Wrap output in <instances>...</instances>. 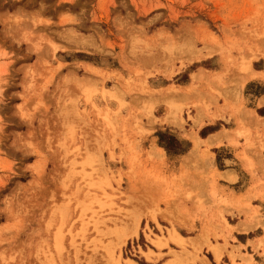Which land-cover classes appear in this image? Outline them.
Returning <instances> with one entry per match:
<instances>
[{
  "label": "rangeland",
  "instance_id": "374dc122",
  "mask_svg": "<svg viewBox=\"0 0 264 264\" xmlns=\"http://www.w3.org/2000/svg\"><path fill=\"white\" fill-rule=\"evenodd\" d=\"M256 60L264 0H0V264L211 261L185 230L183 245L153 244L179 236L166 212L187 215L178 200L189 186L174 174L190 142L174 129L192 134L196 115L226 100L222 90ZM82 63L113 73L86 80ZM102 122L117 142H98ZM128 131L146 134L142 144ZM158 133L186 151L168 154ZM258 187L264 199V179ZM263 240L224 264H264Z\"/></svg>",
  "mask_w": 264,
  "mask_h": 264
},
{
  "label": "crops",
  "instance_id": "0c3cea01",
  "mask_svg": "<svg viewBox=\"0 0 264 264\" xmlns=\"http://www.w3.org/2000/svg\"><path fill=\"white\" fill-rule=\"evenodd\" d=\"M80 68L84 71L82 77L90 81L96 79L93 74L109 76L113 73L90 63H82ZM246 69L248 71L240 75L241 83L235 90H222L226 100L217 101L219 108L212 105L209 112L201 111L200 117L196 115L197 124L202 125L197 126L192 134L188 130L182 133L174 129L180 138L190 142L189 150L178 156V170L174 174L178 186H189V193L180 194L182 199L179 197L178 200L180 208L187 209V215L178 216L174 209L175 214L166 212L165 217L174 222L179 236L175 234L179 238H185L180 230L192 233L193 236L188 238L194 239L195 245L202 246V252L211 256V261L205 257L204 264H224L226 258L229 260V253L249 256L248 251L264 238V199L260 197L258 187L259 181L264 179V90L255 93L257 86L264 88V61H253ZM73 120L69 115L63 119V124L70 127ZM217 123L219 127H215ZM165 126L162 124L160 128ZM204 130L207 131L202 135ZM137 135L141 145L146 134L128 131L125 137L129 141ZM113 137L108 123L102 122L98 142L103 146L113 140L117 142L116 138L112 140ZM151 147L156 155L162 154L164 164L169 166L166 163L168 157L164 149L156 145V140H151ZM218 156L222 168L218 167ZM159 208L162 210L164 206L159 205ZM179 222L188 223L186 228L189 229L180 226ZM257 231L259 233L252 236ZM207 244L214 249L207 251ZM257 252L261 254V247ZM261 258L264 261V255ZM246 261L252 262L250 259ZM239 263L240 259L236 258L235 264Z\"/></svg>",
  "mask_w": 264,
  "mask_h": 264
},
{
  "label": "trees",
  "instance_id": "16d2710c",
  "mask_svg": "<svg viewBox=\"0 0 264 264\" xmlns=\"http://www.w3.org/2000/svg\"><path fill=\"white\" fill-rule=\"evenodd\" d=\"M158 139V145L164 148L168 154H182L187 149V146L184 148L181 147V143L167 133H158Z\"/></svg>",
  "mask_w": 264,
  "mask_h": 264
},
{
  "label": "bare ground",
  "instance_id": "6f19581e",
  "mask_svg": "<svg viewBox=\"0 0 264 264\" xmlns=\"http://www.w3.org/2000/svg\"><path fill=\"white\" fill-rule=\"evenodd\" d=\"M132 157V156H131ZM130 158V157H129ZM133 158V157H132ZM132 160H134V158L132 159ZM133 165V162L132 161H130V163H129V165ZM131 165V166H132ZM131 168V167H130ZM129 168V169H130ZM154 218V217H153ZM136 222V221H135ZM137 223L138 222H136V226H137ZM133 233L135 234L136 233V228L133 230ZM126 239H127V235H123V237H122V244H125V241H126ZM168 241H172V242H174L175 244H179V245H181L184 241L182 240V238H179L178 236H176V234H175V232L171 229V230H169V237L168 238H166V237H160V236H158L155 240H153V244L157 247V248H161V247H164V246H166L167 245V243H168ZM183 245V244H182ZM126 263L127 264H135V262L134 261H132V260H127L126 261Z\"/></svg>",
  "mask_w": 264,
  "mask_h": 264
}]
</instances>
